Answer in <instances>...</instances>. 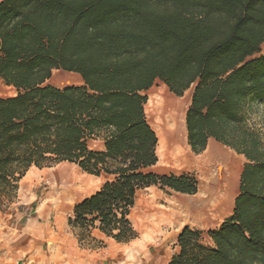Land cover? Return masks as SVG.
Masks as SVG:
<instances>
[{
    "label": "trees",
    "instance_id": "obj_1",
    "mask_svg": "<svg viewBox=\"0 0 264 264\" xmlns=\"http://www.w3.org/2000/svg\"><path fill=\"white\" fill-rule=\"evenodd\" d=\"M264 0H0V212L28 171L73 164L109 176L75 205L80 247L93 236L128 244L140 191L195 196L194 173L158 174L159 139L147 120L157 80L182 98L196 155L210 139L245 157L233 214L219 228L185 227L170 264H264ZM55 71L82 86L48 84ZM101 141L103 150L92 147ZM205 236L211 244H207Z\"/></svg>",
    "mask_w": 264,
    "mask_h": 264
},
{
    "label": "rangeland",
    "instance_id": "obj_2",
    "mask_svg": "<svg viewBox=\"0 0 264 264\" xmlns=\"http://www.w3.org/2000/svg\"><path fill=\"white\" fill-rule=\"evenodd\" d=\"M263 54L264 44L262 45L261 53L255 57ZM64 73L67 72L55 71L51 80L48 81V84L59 88L83 85V83L80 82H58L56 76L63 75ZM69 74L73 75V73ZM195 86L196 85L191 88V91L194 92ZM163 87H167L163 82L158 81L154 84V86L147 92L148 103L145 107L147 120H149L148 122H150V125L161 142L158 145V156L159 161L161 162L159 163L157 170L169 174L194 173L199 181L200 187V185L206 184L208 171L207 169L198 166V160L205 153L202 155H195L191 152L188 145L186 114L190 105L186 106L180 124L181 127H179V130H176V126L171 123V119L168 117V114L165 113L164 109L158 105L156 100L151 99V97L154 96V92ZM168 91L177 103L182 102V99L186 94L185 93L182 98H179L172 94L169 89ZM17 93L18 91L15 88L7 86L2 80H0V98L13 97L16 96ZM217 146L224 155L230 156L238 161L241 176L242 169L247 162L246 159L227 147H221L220 145ZM92 147L96 148L97 146L95 143H92ZM182 151L185 152L184 154H186V158H179ZM62 166L68 171H77L82 181L78 184L81 189V193L78 197L64 203L60 202L57 198L58 194H55V189L46 178L48 172L53 173ZM29 174L34 175V180L30 182L25 181L26 183H24V179ZM240 176L235 198L239 194ZM104 180V177H95L84 174L73 164H61L59 166L57 165L52 168L44 169H38L36 167L31 168L19 184L18 199L8 210L0 212V264H64V252L53 248L55 242L40 238L39 240H36L35 245L32 241L34 238L32 233L28 234L27 232H32V226L38 223V226L45 228L47 231H54V233L59 236L73 238L75 235L68 226V218L72 216L75 205L95 191H98L104 184ZM157 194H161V192L156 189L143 190L138 193L136 205L132 210L130 218L139 233V242L129 248H133V250L132 252L129 251L127 256L123 255L114 257V259L111 260V264H142L140 262V259L142 260L143 258L141 253L143 254L150 247L154 250L158 249L163 237L174 236L178 229L182 227L169 224L162 227L158 233H153L147 228L146 222L148 221V213L150 209H168V202L175 195L174 192L168 193L166 191H164V195H160L159 197ZM178 198H180L179 195L176 199ZM231 213L233 214V211L227 215L228 217H226L229 218L232 215ZM225 218L202 227H214L217 225L215 228H218L227 219ZM220 222L221 224H219ZM70 241L72 240L70 239ZM206 243H208L207 236ZM24 245L26 247H23ZM165 245L168 246V252L170 253L171 248L175 247L176 243L174 239L171 238L170 242ZM106 247L107 245L100 248L101 250L98 251L96 255V257H100V260L106 258V251L103 250ZM80 248L85 249L82 247Z\"/></svg>",
    "mask_w": 264,
    "mask_h": 264
},
{
    "label": "bare ground",
    "instance_id": "obj_3",
    "mask_svg": "<svg viewBox=\"0 0 264 264\" xmlns=\"http://www.w3.org/2000/svg\"><path fill=\"white\" fill-rule=\"evenodd\" d=\"M56 80L65 83L83 82L80 75L69 73L57 75ZM192 96L193 91L190 89L186 92L183 101L177 103L174 97L169 94L167 87H163L156 90L151 99L156 100L158 105L168 114L171 123L176 126V130H179L185 108L190 105ZM184 153L182 151L179 158H186ZM198 166L208 171L206 184L200 185L198 195L175 199L169 203L166 210L150 209L146 226L153 233H158L162 227L169 224L174 226H207L225 218L233 211L240 176L238 161L224 155L220 148L215 145L200 157ZM33 178L34 175L29 174L25 181H33ZM46 178L62 203L74 200L81 193L78 184L82 181L77 171L71 172L62 166L53 173L48 172Z\"/></svg>",
    "mask_w": 264,
    "mask_h": 264
},
{
    "label": "crops",
    "instance_id": "obj_4",
    "mask_svg": "<svg viewBox=\"0 0 264 264\" xmlns=\"http://www.w3.org/2000/svg\"><path fill=\"white\" fill-rule=\"evenodd\" d=\"M76 75H78V74H76ZM158 81H160V80H157L156 82H158ZM80 83H83V82H80ZM76 86H79V85H76ZM186 128H187V126H186ZM94 143L97 146L96 147L97 149H99V150L104 149V145L101 141H97ZM215 145H220L222 147V145L220 143L216 142L214 139H210V141L208 143V147L204 153H206L210 147H212V146L215 147ZM189 148H190V146H189ZM190 150H191V148H190ZM191 152H192V150H191ZM241 157H243V156H241ZM243 158L245 159V157H243ZM160 162L161 161H159L156 166L152 167L150 169V171L158 173V174H169L167 172H161V171L157 170V167H158ZM242 171H243V169H242ZM173 174H176V173H173ZM181 174H183V173H181ZM176 175H180V174H176ZM102 177L105 178L104 183L111 179V177H109V176H102ZM24 183H26L25 179H24ZM151 189H156V190L161 192V194H157L158 197L160 195H164V191L160 190L157 187H150V188H147L145 190H151ZM95 192H97V191H95ZM94 193H92L91 195H93ZM198 193H199V190H198ZM198 193L196 195H198ZM91 195H89V196H91ZM178 195L180 197H190V195L175 193L174 197L168 202V204L171 201L175 200L178 197ZM192 197H194V196H192ZM223 221H221V222H223ZM221 222L219 224H221ZM216 226L217 225H215L214 227H202V226H195V225L182 226V227H180V229H178V231L176 232V234H174V236H172V237L170 236L172 239H174V241L176 243V246L171 248L170 253L168 252V250H169L168 246L165 244L170 242L171 238L169 236H165L162 238V242L160 243V245H159L160 247L158 249L154 250L152 247H150L143 254L141 253V255H143V258H142V260L140 259V262L142 264H170L173 255L179 251V248L177 246V240H178L180 233L182 232V230L185 227H190L192 229H198L201 231H209V230L217 229V228H215ZM27 233L28 234L32 233V235L34 237L32 239V241H33V244H35V245H36V240H39L40 238H43V240L47 239V240H52V242H55V245L53 246V248L55 250H62L64 252V264H111V260L114 259V257L123 256V255L127 256L129 254V251L132 252V250H133V248L132 249H129V248L132 247V245L139 242V237H138L136 240H134L128 244H120V243L115 242L112 239L106 238L101 232H99L98 230H95V231H93V236L98 240L104 241L105 245H107V247L103 249L106 251V256H105L106 258H104V260H100L99 259L100 257H96V255H97L98 251H100L101 249H99V250L81 249L80 246L78 245L79 243H78V240L76 239L75 236L73 238H69L68 236H59V235L55 234L54 231L53 232L47 231L45 228L38 226V223H36V225L32 226V232H27ZM207 238H208L207 244H211L210 238L209 237H207ZM70 239L72 241H70ZM29 240H31V239H29ZM205 241H206V236H205ZM23 247H26V246L24 245Z\"/></svg>",
    "mask_w": 264,
    "mask_h": 264
}]
</instances>
